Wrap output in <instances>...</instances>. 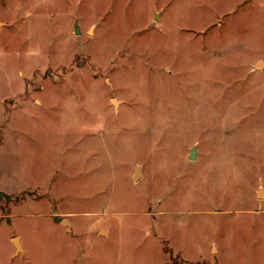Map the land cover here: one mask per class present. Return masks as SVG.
Instances as JSON below:
<instances>
[{"label":"rangeland","instance_id":"374dc122","mask_svg":"<svg viewBox=\"0 0 264 264\" xmlns=\"http://www.w3.org/2000/svg\"><path fill=\"white\" fill-rule=\"evenodd\" d=\"M0 190V264H264V0H0Z\"/></svg>","mask_w":264,"mask_h":264},{"label":"water","instance_id":"95a60500","mask_svg":"<svg viewBox=\"0 0 264 264\" xmlns=\"http://www.w3.org/2000/svg\"><path fill=\"white\" fill-rule=\"evenodd\" d=\"M76 30H77V34H78L79 33L78 24L76 25ZM115 104H117V103L115 102ZM195 155H196V147L192 148L189 158L192 160V159L195 158ZM11 198L12 197L10 195H8L5 192H3L2 190H0V200L11 199ZM55 220H57L56 217H55ZM64 223L67 224L66 222H64ZM14 244H15L17 250H20L19 240L18 239L14 240Z\"/></svg>","mask_w":264,"mask_h":264}]
</instances>
